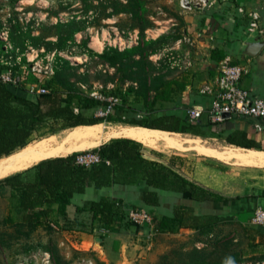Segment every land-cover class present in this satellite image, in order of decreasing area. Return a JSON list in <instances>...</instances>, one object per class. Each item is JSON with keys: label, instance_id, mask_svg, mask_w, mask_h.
<instances>
[{"label": "rangeland", "instance_id": "obj_1", "mask_svg": "<svg viewBox=\"0 0 264 264\" xmlns=\"http://www.w3.org/2000/svg\"><path fill=\"white\" fill-rule=\"evenodd\" d=\"M17 1L12 0L13 6L2 8L1 14L6 20L3 26L5 23L11 27L18 21L24 32L44 38L37 46L31 42L24 47L12 42L13 45L21 51H26L29 45L34 47L39 54L36 61L44 65L48 64L47 56L56 55L54 60L50 59L54 70L51 74L16 68L20 73L25 71L26 89L29 85L45 87L55 76L63 87L74 85L91 96L119 99L110 114L125 121L134 118L152 121L158 115L171 112L174 100L152 106L156 93L165 81L194 79L200 74L198 67L202 59L197 55L198 44L205 39L213 40L208 34L221 33L220 19L226 18L221 9L226 0H207L206 4L190 0L191 8L183 7L182 0H24L21 4ZM250 13L246 14L249 31L253 20ZM60 36L67 38L66 49L58 44ZM110 49L127 51V55L112 65L101 57ZM15 58L14 52L9 60ZM129 88L134 92H128ZM102 108L95 110L97 116H106L101 114ZM117 123L125 124L105 122L108 126ZM68 130L48 120L34 132L28 144ZM182 138L194 137L182 133ZM201 141L206 145L207 142ZM207 146L227 148V145ZM141 149L157 156L182 155L194 163L209 159L208 155L192 149L180 151L144 144ZM10 198V189H0V264H218L234 253H239L242 260L231 264H264L260 259L264 248L257 249L240 224L227 223L205 234L180 230L145 233L139 229L126 239L124 249L112 247L109 253L106 241L101 243L95 239L102 247L84 244L82 248L80 242L84 237L68 234L58 227L51 232L41 228L26 237L4 224L12 208ZM39 243L42 246L27 252L30 245Z\"/></svg>", "mask_w": 264, "mask_h": 264}, {"label": "trees", "instance_id": "obj_2", "mask_svg": "<svg viewBox=\"0 0 264 264\" xmlns=\"http://www.w3.org/2000/svg\"><path fill=\"white\" fill-rule=\"evenodd\" d=\"M5 5V2L0 0V30L3 28L1 10ZM126 8L123 7L124 10ZM43 38L31 36L30 31L24 32L18 21L11 26L10 39L17 46L24 47L27 42L37 46L38 41ZM59 38L60 43L58 44L66 49L67 38L64 39L61 36ZM2 53L3 42L0 40V76L4 71V65L1 63ZM126 55L127 51L110 49L102 53L101 57L106 62L115 65ZM212 58L222 61L226 58L224 49L214 48ZM63 86L57 77L53 76L45 86L48 92L32 99L28 96L24 81L14 85L4 82L0 77V158L25 147L34 132L48 120L60 124L61 129L100 122H125L173 132L192 130L193 133L200 134L192 127L181 126L182 119L175 114H161L152 121L137 118L125 121L113 114L97 116L95 110L108 104V101L91 96L74 85ZM175 86L186 87L185 84L175 79L165 81L162 89L156 93L152 106L160 102L171 101ZM129 91L134 92V89L129 88ZM229 118L231 119L228 117L215 124L224 123ZM226 139L244 148L261 147L260 145L243 144L233 136H228ZM141 145L142 143L133 139L113 138L94 148L103 161L91 168L78 165L76 163L78 153H73L44 159L23 171L0 179V189L11 190L12 208L4 224L7 227L16 228L26 237H30L33 232L41 228L48 232L54 231V225H56L68 234L79 236V238L94 237L104 243L106 233L124 232L129 230L130 226L136 225L128 218L123 200L102 196L100 199H87L80 203L75 202V196L85 195L91 187L100 189L117 183H130L136 178H141L146 183V187L142 189L143 205L136 207H146L152 213L153 231L178 232L181 228H192L205 234L218 229L220 227L219 216L211 215L201 219L191 214L194 209L190 207L181 206L173 215L161 214L156 210L160 205V195L157 189L185 192L192 199L199 201H224L227 198L189 180L164 164L145 158L140 151ZM226 222L242 225L249 234L250 241L256 243V235L253 234L251 227L230 220ZM101 231L103 232L100 235L96 234ZM144 232L148 231L144 230ZM39 246H42L41 243L30 245L27 252L30 248L37 249ZM260 259L264 260V256ZM241 260L242 256L234 253L218 264H231Z\"/></svg>", "mask_w": 264, "mask_h": 264}, {"label": "crops", "instance_id": "obj_3", "mask_svg": "<svg viewBox=\"0 0 264 264\" xmlns=\"http://www.w3.org/2000/svg\"><path fill=\"white\" fill-rule=\"evenodd\" d=\"M3 1L7 7L13 6L10 0ZM223 5L222 14L226 18L225 20L220 19L221 27L218 30H221V33L208 34L207 36L213 40L205 39L198 44L197 55L202 59L198 67L200 74L194 79L191 77L175 79L185 84L186 87L175 86L172 94L175 106L170 110L171 112L164 114H175L180 117L181 126L192 127L200 134H195L192 130L179 133H186L190 137H201L207 142L206 145H227V147L240 148L237 144L227 141L228 136H233L243 144L261 146L260 148H242L264 152V119L229 118L224 123L215 124L210 122L207 111L201 119L195 122L189 121L185 116L187 108L197 107L207 110L212 104L213 96L204 94L202 88L213 82L219 74L221 62L225 59L216 61L212 58V50L216 47L224 49L226 58L229 57L231 63L247 64L248 72L243 75L241 84L253 96L264 98V0H226ZM253 9H256L255 11L260 15L258 20L260 29L249 31L246 14ZM3 19L1 16L2 22ZM140 151L145 158L164 164L189 180L227 198L224 201H199L192 199L185 192L157 189L160 195V205L156 210L159 213L173 215L177 208L186 206L193 208L194 211L191 214L201 219L211 215L219 216L220 226L226 225V221L229 220L241 223L253 229V234L256 235V248H264V226L252 223L255 210L259 207L264 208V163L241 165V163L229 162L213 156H208L207 161L194 163L189 157L187 159L181 157L182 155L157 156L146 150L141 149ZM256 157L259 158V156ZM145 187L146 183L141 178H136L133 182L126 184L117 183L100 189L91 187L85 195L77 194L74 200L82 203L87 199H100L102 196H108L111 199L121 198L125 212L128 213L131 209H142L136 206L143 205L142 189ZM143 209L148 211L146 207ZM139 229L146 230L148 233L154 232L151 226L132 225L124 232L106 233L107 253L112 251V247L124 249L126 239ZM180 231L197 232L192 228H181ZM95 241L98 240L94 237L85 238L80 245L82 248L84 244L96 247L98 242Z\"/></svg>", "mask_w": 264, "mask_h": 264}, {"label": "built area", "instance_id": "obj_4", "mask_svg": "<svg viewBox=\"0 0 264 264\" xmlns=\"http://www.w3.org/2000/svg\"><path fill=\"white\" fill-rule=\"evenodd\" d=\"M17 2H19L18 4H21L24 0H18ZM200 2L206 4L207 0H200ZM181 4L185 8H191L190 0H182ZM250 16L253 19L250 23L251 31L259 30L260 25L258 20L260 15L255 11L250 13ZM10 30L11 27L5 23L0 30V40L3 42L1 63L6 66V70L1 73L0 77L4 82L18 85L24 81L25 71L20 73L16 70L17 67L22 70L43 73L45 75L54 72L50 59H55V53H53L52 56L46 57L48 62L47 65L36 61L39 54L35 48L29 45L26 51H21L20 48L15 47L9 39ZM14 52L16 53L15 60H9L12 58ZM59 54L62 56V53ZM247 72L248 67L246 63L233 64L229 57L225 58L221 62L219 74L213 82L202 88L204 94L213 96L210 108L207 110L197 107L187 108L185 110L186 118L191 122H195L201 119L205 111H207L209 120L212 123L222 122L226 118L224 117L225 114H229L231 118L264 119V98L253 96L251 92L241 84L242 77ZM47 92L48 89L46 87H36L34 85L28 86V93L35 97ZM92 96L98 97L96 94H93ZM98 98L102 99V97ZM102 100L108 101V104L103 106L101 113L106 116L115 111L119 102V99L117 98H104ZM257 126L259 127V125ZM102 161L103 158L98 152H95L94 149L78 152L76 157V163L86 168L98 165ZM107 162L110 163V161ZM127 214L130 221L138 226H153V215L146 209H131ZM252 223L264 226V208L259 207L255 210ZM54 227L57 226L54 225Z\"/></svg>", "mask_w": 264, "mask_h": 264}, {"label": "bare ground", "instance_id": "obj_5", "mask_svg": "<svg viewBox=\"0 0 264 264\" xmlns=\"http://www.w3.org/2000/svg\"><path fill=\"white\" fill-rule=\"evenodd\" d=\"M113 138L133 139L152 148L163 145L180 151L197 150L199 154L241 163V165L264 163V152L254 149L230 146L222 150L203 144L201 137L184 140L182 133L179 132L130 123H117L108 126L105 122H100L72 127L64 134H52L2 157L0 159V178L23 171L44 159L67 156L76 151L98 147ZM256 156L259 158L257 159Z\"/></svg>", "mask_w": 264, "mask_h": 264}, {"label": "water", "instance_id": "obj_6", "mask_svg": "<svg viewBox=\"0 0 264 264\" xmlns=\"http://www.w3.org/2000/svg\"><path fill=\"white\" fill-rule=\"evenodd\" d=\"M224 117L228 118V117H230V115L229 114H225ZM97 246L102 247V245L100 243H97Z\"/></svg>", "mask_w": 264, "mask_h": 264}]
</instances>
